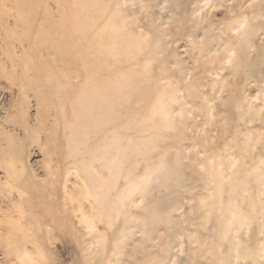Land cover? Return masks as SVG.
Here are the masks:
<instances>
[{
  "label": "rangeland",
  "instance_id": "374dc122",
  "mask_svg": "<svg viewBox=\"0 0 264 264\" xmlns=\"http://www.w3.org/2000/svg\"><path fill=\"white\" fill-rule=\"evenodd\" d=\"M0 264H264V0H0Z\"/></svg>",
  "mask_w": 264,
  "mask_h": 264
}]
</instances>
